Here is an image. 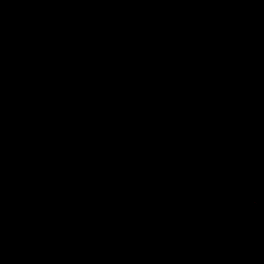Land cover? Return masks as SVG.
Masks as SVG:
<instances>
[{"label":"trees","instance_id":"16d2710c","mask_svg":"<svg viewBox=\"0 0 264 264\" xmlns=\"http://www.w3.org/2000/svg\"><path fill=\"white\" fill-rule=\"evenodd\" d=\"M155 1L0 0V264H142L101 201L178 136ZM149 35L183 137L107 210L145 264H199L264 225V0H161ZM204 264H264V231Z\"/></svg>","mask_w":264,"mask_h":264},{"label":"water","instance_id":"95a60500","mask_svg":"<svg viewBox=\"0 0 264 264\" xmlns=\"http://www.w3.org/2000/svg\"><path fill=\"white\" fill-rule=\"evenodd\" d=\"M161 0H156L152 9H151V12L149 14V17H148V20H147V24H146V28H145V31H146V37H147V42H148V46H149V50L151 52V55L153 57V59L155 60L158 68L160 69V71L162 72L163 76L165 77V79L167 80L169 86L171 87V90H172V93L174 95V99H175V103H176V108H177V111H178V119H179V131H178V136H177V139H176V142L170 152V154L167 156V158L164 160V162L162 163V165L157 168V169H154V170H142V171H138V172H135L133 174H131L130 176H127L126 178H124L121 182H119L117 185H115L111 190H109L107 192V194L104 196L103 200H102V208H103V211H104V214L108 220V222L111 224L112 228L118 233V235L120 236V238L129 246L130 249L133 250V252L135 253V255L137 256V258L139 259V261L142 263V264H145L143 262V260L140 258V256L138 255L137 251L134 249L133 245H131V243L121 234L120 231L117 230V228L113 225L112 221H111V218L109 216V213L106 209V202L107 200L109 199V197L119 188L121 187L122 185H124L126 182H128L130 179H132L133 177L135 176H138L140 175L141 173H159L160 171L163 170V168L165 167L166 163L174 156L177 148H178V145L179 143L182 141V137H183V129H182V120H181V110H180V103H179V99H178V96H177V93H176V90L172 84V82L170 81L167 73L165 72V70L163 69V67L161 66V64L159 63V61L157 60L156 58V55H155V52H154V49H153V46L150 42V35H149V32H150V25H151V22H152V19L154 17V14L156 12V9L159 5ZM225 136V134H224ZM244 150V147L242 145V150L241 152L237 155V158H236V162H235V166L233 168V173L235 172L236 170V167H237V164H238V161L241 157V154ZM236 193V185L235 183L232 184V191H231V194L228 196V197H220L219 200L221 202H224L226 199H230L232 198ZM226 202V201H225ZM229 209L231 210V208L229 207ZM235 218V217H234ZM235 220L237 221V225L235 226L234 228V234L229 236L228 238H226L225 240L217 243L215 246H213L209 251H207L204 256L201 258L199 264H204L205 260L208 258V256L213 253L215 250L219 249L220 247L224 246L225 244L229 243L230 241L236 239V238H239V237H242L244 235H248V234H253V233H257V232H261V231H264V225L263 226H258V227H255V228H251V229H239V227L241 226L242 222L237 220L235 218Z\"/></svg>","mask_w":264,"mask_h":264},{"label":"rangeland","instance_id":"374dc122","mask_svg":"<svg viewBox=\"0 0 264 264\" xmlns=\"http://www.w3.org/2000/svg\"><path fill=\"white\" fill-rule=\"evenodd\" d=\"M121 137H123L122 139H119V143L122 145V144H124V142H125V136L124 135H120ZM119 136V137H120ZM109 140V136H108V139H107V141ZM129 150H127V149H125L124 147H122V148H114V150H113V153H114V155H113V160H114V162L116 161V160H121L124 156H125V154L128 152ZM110 160H112V159H110ZM112 160V161H113Z\"/></svg>","mask_w":264,"mask_h":264},{"label":"clouds","instance_id":"9594fccd","mask_svg":"<svg viewBox=\"0 0 264 264\" xmlns=\"http://www.w3.org/2000/svg\"><path fill=\"white\" fill-rule=\"evenodd\" d=\"M107 194V193H106ZM104 198V197H103ZM103 200V199H102ZM101 209H102V212L104 213L103 211V208H102V201H101ZM106 209H107V202H106ZM108 211V210H107ZM109 213V212H108ZM105 215V214H104ZM110 216V215H109ZM106 217V216H105ZM111 218V217H110ZM107 219V218H106Z\"/></svg>","mask_w":264,"mask_h":264},{"label":"bare ground","instance_id":"6f19581e","mask_svg":"<svg viewBox=\"0 0 264 264\" xmlns=\"http://www.w3.org/2000/svg\"><path fill=\"white\" fill-rule=\"evenodd\" d=\"M171 89V88H170Z\"/></svg>","mask_w":264,"mask_h":264}]
</instances>
